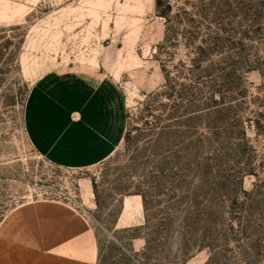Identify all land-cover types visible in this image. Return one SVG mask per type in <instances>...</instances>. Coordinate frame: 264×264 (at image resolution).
<instances>
[{
  "label": "rangeland",
  "instance_id": "obj_1",
  "mask_svg": "<svg viewBox=\"0 0 264 264\" xmlns=\"http://www.w3.org/2000/svg\"><path fill=\"white\" fill-rule=\"evenodd\" d=\"M156 1L0 0V223L53 202L95 264H264V0ZM63 67L123 91L126 135L98 165L27 135L33 84Z\"/></svg>",
  "mask_w": 264,
  "mask_h": 264
},
{
  "label": "crops",
  "instance_id": "obj_2",
  "mask_svg": "<svg viewBox=\"0 0 264 264\" xmlns=\"http://www.w3.org/2000/svg\"><path fill=\"white\" fill-rule=\"evenodd\" d=\"M128 127L116 80L100 72L55 68L33 84L25 129L53 164L87 168L109 158ZM96 240L80 214L53 202L24 204L0 223V264H95Z\"/></svg>",
  "mask_w": 264,
  "mask_h": 264
},
{
  "label": "trees",
  "instance_id": "obj_3",
  "mask_svg": "<svg viewBox=\"0 0 264 264\" xmlns=\"http://www.w3.org/2000/svg\"><path fill=\"white\" fill-rule=\"evenodd\" d=\"M156 6H157V9H160L161 7H160V0H157L156 1ZM160 12H162V15L163 16H166V12H164V11H160ZM166 17H170V16H166ZM165 70V69H164ZM165 75H166V83H165V85L167 86H170V84L172 83V82H174V81H172V80H170L169 79V75L167 74V72L165 73Z\"/></svg>",
  "mask_w": 264,
  "mask_h": 264
}]
</instances>
